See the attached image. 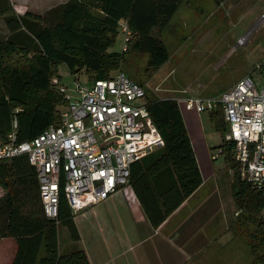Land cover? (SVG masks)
<instances>
[{
    "label": "trees",
    "instance_id": "obj_1",
    "mask_svg": "<svg viewBox=\"0 0 264 264\" xmlns=\"http://www.w3.org/2000/svg\"><path fill=\"white\" fill-rule=\"evenodd\" d=\"M212 1L220 5L224 0ZM186 4L188 0H68L43 15H19L10 0H0V141L13 131L14 124L15 141L22 143L58 123L66 101L51 80L59 78L61 64L72 77L83 72L93 82L105 80L119 70L128 50L146 54L148 70L160 69L169 54L153 32L166 30ZM120 21L127 22L131 39L126 52L118 53L111 49ZM145 100L149 117L164 142L149 172L171 182L158 195L153 191L142 194L137 184L146 172L137 162L130 167L129 184L150 224L157 228L200 187L202 177L176 100L148 99L146 90ZM209 119L222 137L219 149L234 175L232 199L236 210L240 216L259 222L262 235L252 250L263 252L264 188L253 190L240 180L233 145L224 140L228 129L222 110L209 113ZM0 189V239H11L15 247L10 264H89L83 250L59 254V226L67 228L73 241L79 240L74 216L62 191L57 218L44 216L35 172L26 156L0 161Z\"/></svg>",
    "mask_w": 264,
    "mask_h": 264
},
{
    "label": "built area",
    "instance_id": "obj_2",
    "mask_svg": "<svg viewBox=\"0 0 264 264\" xmlns=\"http://www.w3.org/2000/svg\"><path fill=\"white\" fill-rule=\"evenodd\" d=\"M118 34L125 51L131 39L127 22L118 23ZM72 78V94L60 78L51 80L66 101L57 124L22 143L15 141L14 124L0 141V161L26 156L35 172L43 214L51 220L57 218L61 191L75 216L128 186L131 165L164 146L146 109L144 88L124 72L90 85ZM176 102L197 114L222 110L228 129L224 140L233 145L239 178L251 189L262 190L264 90L245 76L218 99L182 97ZM261 215L264 218V208Z\"/></svg>",
    "mask_w": 264,
    "mask_h": 264
},
{
    "label": "rangeland",
    "instance_id": "obj_3",
    "mask_svg": "<svg viewBox=\"0 0 264 264\" xmlns=\"http://www.w3.org/2000/svg\"><path fill=\"white\" fill-rule=\"evenodd\" d=\"M67 1L13 0L12 3L19 15L25 12L43 15ZM263 14L264 0H224L220 5L212 0H188L166 30L160 34L156 30L153 32L154 37L160 38L165 45L168 62L157 71L148 70V56L127 49V52L122 51L121 36L118 35L111 50L126 53L119 70L111 72L110 76L122 71L131 80L141 82L148 99H218L226 84L245 76L261 90L259 87L264 88V21L259 22V18ZM58 75L72 94L73 78L62 64L58 66ZM77 78L83 85L93 82L83 72ZM202 117L206 132H209V114L202 113ZM212 140L218 143L219 133L211 126ZM220 162L225 168L216 170L218 187L228 219L232 217V220L226 225L228 230L219 243L212 246L218 248L212 264H264V251L254 253L252 250L261 239L259 222L247 215L240 216L239 211L234 215V175L223 156ZM59 230L62 233L66 229L59 226ZM0 246V250H5L9 243L0 242Z\"/></svg>",
    "mask_w": 264,
    "mask_h": 264
},
{
    "label": "crops",
    "instance_id": "obj_4",
    "mask_svg": "<svg viewBox=\"0 0 264 264\" xmlns=\"http://www.w3.org/2000/svg\"><path fill=\"white\" fill-rule=\"evenodd\" d=\"M10 1L14 9L13 0ZM259 22H262L261 16ZM241 78L226 84L222 90L230 89ZM259 89L264 90L263 87ZM179 109L201 173L200 187L163 223L153 228L129 184L73 217L79 236L77 242L71 239L67 228L62 227L66 230L60 233L58 227L59 254L83 250L89 264L213 263L218 248L212 246L219 243L228 230L226 225L232 220V217L228 219L216 172L225 168L220 162L222 137L219 134L218 143L211 141L210 119L209 132H206L202 114ZM157 152L140 161L146 175L137 188L144 195L152 191L158 195L171 182L170 178L149 172ZM236 213L237 210L234 215ZM0 242L9 243V248L0 250V264H10L15 251L13 241L0 239Z\"/></svg>",
    "mask_w": 264,
    "mask_h": 264
},
{
    "label": "bare ground",
    "instance_id": "obj_5",
    "mask_svg": "<svg viewBox=\"0 0 264 264\" xmlns=\"http://www.w3.org/2000/svg\"><path fill=\"white\" fill-rule=\"evenodd\" d=\"M242 43V42H241Z\"/></svg>",
    "mask_w": 264,
    "mask_h": 264
}]
</instances>
